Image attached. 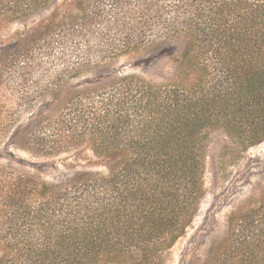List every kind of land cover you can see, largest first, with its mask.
<instances>
[{"label": "trees", "instance_id": "obj_1", "mask_svg": "<svg viewBox=\"0 0 264 264\" xmlns=\"http://www.w3.org/2000/svg\"><path fill=\"white\" fill-rule=\"evenodd\" d=\"M49 1L0 0V13L26 16ZM180 1L178 27L190 37L181 67L200 77L188 87L126 77L58 117L56 141L36 145L58 149L82 134L108 171L18 180L0 210V264H151L198 213L209 134L221 130L245 151L264 142V0ZM260 203L229 218L213 264H264V192Z\"/></svg>", "mask_w": 264, "mask_h": 264}, {"label": "rangeland", "instance_id": "obj_2", "mask_svg": "<svg viewBox=\"0 0 264 264\" xmlns=\"http://www.w3.org/2000/svg\"><path fill=\"white\" fill-rule=\"evenodd\" d=\"M181 3L50 0L26 16L0 13V210L18 180L52 184L81 171L107 173V160L82 134L58 149L36 145L56 141L52 128L61 115L106 98L126 77L154 87H188L200 77L181 67L190 40L178 27ZM204 148L205 196L198 213L186 234L151 264H213L229 244V218L261 204L264 142L245 151L217 130Z\"/></svg>", "mask_w": 264, "mask_h": 264}]
</instances>
